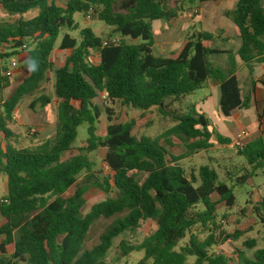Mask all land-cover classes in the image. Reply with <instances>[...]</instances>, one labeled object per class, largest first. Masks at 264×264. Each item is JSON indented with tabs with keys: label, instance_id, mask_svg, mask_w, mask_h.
<instances>
[{
	"label": "trees",
	"instance_id": "trees-1",
	"mask_svg": "<svg viewBox=\"0 0 264 264\" xmlns=\"http://www.w3.org/2000/svg\"><path fill=\"white\" fill-rule=\"evenodd\" d=\"M173 2L0 0V7L10 17L0 26V91L11 86L10 77L4 74L7 61L17 56L24 59L23 80L3 103L0 132L7 137L5 123L13 118L21 100L50 83L53 74L58 100L54 137L35 148L0 150V174L7 178V193L0 200V264H109L107 256L114 241L127 233L134 235L147 221L154 223L155 230L138 245L122 239V257L142 253L138 264H189L190 258H194L193 264L231 263L222 252L212 253L220 240L213 196L234 207L233 187L220 181L217 171L209 166L187 173L180 164L185 157L173 155L168 146H173L171 138L176 137L189 153L213 147L214 133L209 131L207 117L179 109L187 96L209 80L219 85L220 109L226 117L247 108L250 99L242 97L233 57L226 72L209 62L211 56L231 53L215 48L218 36L195 32L187 36L176 58L154 55L152 22L176 20L177 1ZM35 10L36 16L25 18ZM78 13H91L112 27L120 36L117 44L104 45L91 28L80 29L74 20ZM226 17L238 29L239 60L247 65L264 62L263 0H238ZM63 29L78 32V38L69 33L63 36L59 50L69 55L54 69L51 56ZM98 99L142 112L157 108L161 115L172 117L175 125L157 138L137 136L133 135L135 120L118 122L106 108V133L98 135L102 116ZM37 101L42 106L51 102L46 96ZM262 119L259 115V137L238 149L252 170L237 179L240 185L257 171L264 173ZM84 124L88 134L85 146L72 148ZM217 140L231 143L220 135ZM101 149L106 171L95 169L90 159V154ZM93 192H102L106 199L84 213L86 196ZM253 210L264 225V199ZM101 218L115 219L99 244L87 250L84 245L89 231ZM196 226L207 228L208 237L201 240L194 234ZM218 230L219 236L224 234L221 226ZM233 238L224 235L223 241ZM244 246L256 244L248 241ZM238 254L239 264H264V248L250 256L242 251Z\"/></svg>",
	"mask_w": 264,
	"mask_h": 264
},
{
	"label": "rangeland",
	"instance_id": "rangeland-1",
	"mask_svg": "<svg viewBox=\"0 0 264 264\" xmlns=\"http://www.w3.org/2000/svg\"><path fill=\"white\" fill-rule=\"evenodd\" d=\"M177 1L176 12L178 18L175 21L157 20L152 22L154 47L153 52L156 57H175L179 48L182 46L184 37L195 32H208L216 36L221 30L231 31L235 27L231 20L223 19L220 27L205 26L201 23L200 18L195 15L190 18L189 15L194 16V12L198 11L199 3L188 4V0H173ZM226 0H221L224 4ZM173 2V3H174ZM207 2V1H204ZM60 3V2H59ZM62 4V3H60ZM210 3L204 5L203 11L206 12ZM183 11H182V8ZM38 14V11H30L25 18H32ZM90 15V19H88ZM225 18V17H224ZM10 17L0 7V26L8 23ZM76 24L80 29L91 28L95 35L104 42L117 41L120 38L118 34L113 33V28L107 26L105 23L99 21L94 15L78 13L74 16ZM69 33L72 37L78 38V32H69L63 29L61 35L56 43V50L51 56L54 69L64 64L66 53L61 52L58 47L62 41L63 36ZM185 33V35H183ZM233 35V32H230ZM183 36V37H182ZM217 48L227 47L226 44L216 42ZM237 47V44L233 46ZM3 47L0 46V51ZM172 54V55H170ZM226 55H214L209 57V62L223 70L229 69V64L225 59ZM17 62V67L10 77L11 86L0 91V116L3 113V103L5 99L12 93L13 89L22 82L24 77V59L21 56L13 57L7 61V68L11 65V60ZM242 65V62H240ZM243 67V66H242ZM244 79H239V85L244 100L250 99V104L245 109H239L232 113L230 117L222 114L220 109V90L219 86L212 87L208 82L202 89L195 91L187 96L180 105V110L188 112L194 110L204 114L209 120V131L213 132L211 143L213 147L208 151H201L199 153H189L186 144L179 138H171L172 147L168 146L169 151L175 156L185 157L180 164L185 168L187 173L197 172L202 166H209L214 168L220 178V181L227 183L233 187V193L236 196V204L234 207H227L225 202L220 200L218 195L213 196V201L217 203V226L215 227L216 234L220 237L218 245L212 249V253L222 252L232 261L230 264H239L238 251H242L246 256H250L255 250L264 248V225L260 224L258 218L254 213V206L264 199V173L259 170L249 178L245 184L240 185L237 179L244 176L246 171L252 172L247 164L244 156H240L238 148L234 146L236 136L242 132L247 131L249 136L244 143H249L257 139L260 135L258 130V112L257 106L253 102L252 81L255 80V73L251 68L242 70ZM54 75V74H53ZM52 81L42 87L41 90L36 91L30 96L24 97L14 111L13 118L6 122V129L9 131L7 137L0 132V150L7 152L12 149H27L35 148L46 139L52 138L55 135L57 123V105L58 100L54 95V76ZM42 96L48 97L51 102L46 106L37 103ZM97 104L101 108L102 116L98 125V135H105L107 121L106 108L111 109L112 113L118 117V122L124 123L130 120H135L136 126L133 130V135H145L151 138H157L171 129L175 123L172 117L163 116L159 113L157 108L150 111L142 112L130 107H122L119 104L113 105L111 103L104 104L102 99L97 100ZM264 128V115H263ZM264 130V129H263ZM229 139L230 144H221L218 136ZM88 137L87 125L84 124L79 128V134L72 148H80L85 146V141ZM74 153H66L64 158L67 159ZM104 151L98 150L90 154V159L95 163V169L104 170L102 163ZM7 193V178L0 174V200H2ZM106 196L102 192H93L86 196V207L84 213L89 212L90 208L103 200ZM200 209V208H199ZM115 218L105 219L101 218L95 222L89 231L85 241L84 248L92 249L100 242V236L104 233L106 228L110 226ZM224 234L220 235L218 227ZM155 230L153 222H142L137 232L132 235L127 233L114 241V246L107 256L109 264H138L142 258V253H133L129 257H122L119 251V244L122 239L127 240L133 245L140 244L148 235ZM201 240H204L210 234L207 228L196 226L193 229ZM224 235L235 237L227 241H223ZM188 238L182 242L185 243ZM248 241H255L256 246L253 248L245 247L244 243ZM194 263V258L189 259V264Z\"/></svg>",
	"mask_w": 264,
	"mask_h": 264
},
{
	"label": "crops",
	"instance_id": "crops-1",
	"mask_svg": "<svg viewBox=\"0 0 264 264\" xmlns=\"http://www.w3.org/2000/svg\"><path fill=\"white\" fill-rule=\"evenodd\" d=\"M237 2H238V0H226L223 4L221 2V0H208L207 2L195 0L194 4L199 3L198 13L194 14V16L189 15V17L194 18L195 15H197V17L200 18L201 23L204 24L205 26L220 27L222 22H223V19L227 18L226 13L228 11H232L236 7ZM263 2H264V0H263ZM208 3H210L212 5H209L208 9L205 12V11H203V8H204V5L206 4V6H207ZM190 5H192V4H190ZM182 11H183V8H182ZM228 19L229 18H227V20ZM203 32H205V31H203ZM230 32H233V35H231ZM183 35H185V33H183ZM189 35H191V34H189ZM216 36L219 37V39H217V40L219 42L226 44L227 47L217 48L216 47L217 40H216L215 45H214L215 48H217L221 51L228 52V53L231 52L229 54H222V55H226L225 59L228 62V64H229L231 57H233L235 59L236 67H237L235 74L237 76L238 81H239L240 77H241V79H244V76L242 74V70H244L245 68L246 69L251 68L253 70V72L255 73L256 78L251 83L252 84L253 102L257 106L258 116L261 115L263 117V115H264V62H262V60H261V62H254L250 65H247V64H245L239 60L236 53L241 46V40L239 38V33H238V29L236 28V26L231 28V31H228V32L221 30L219 33L216 34ZM186 39H187V35H186V37H184V40L182 42V46L179 48L176 56L170 57V58H176L180 54L181 50L183 49V47L186 43ZM235 44H237L236 48L233 47V46H235ZM58 49H59V47H58ZM55 50H56V48H55ZM61 52H65V51H61ZM65 53H66V57H67L69 55V52H65ZM170 55H172V54H170ZM164 58H167V57H164ZM239 61L242 62V65H240ZM211 82H212V84H210ZM208 84H210L212 87L219 86L218 83L216 81H213V80H209ZM257 131H259V123H258V130Z\"/></svg>",
	"mask_w": 264,
	"mask_h": 264
},
{
	"label": "built area",
	"instance_id": "built-area-1",
	"mask_svg": "<svg viewBox=\"0 0 264 264\" xmlns=\"http://www.w3.org/2000/svg\"><path fill=\"white\" fill-rule=\"evenodd\" d=\"M197 13H198V11L194 12V14H197ZM90 18H91L90 15H88V19H90ZM112 44H117V41L116 40L112 41ZM104 45H108V42H104ZM22 48L24 49L25 47L23 46ZM11 61H12L11 65L6 69V71L4 73L5 76H7V77H11L14 70L17 67V62L14 59H12ZM248 136H249V134L247 131L240 132L235 138V141L233 143L234 146L237 147L238 149H243L245 147V145L247 144L244 142Z\"/></svg>",
	"mask_w": 264,
	"mask_h": 264
}]
</instances>
